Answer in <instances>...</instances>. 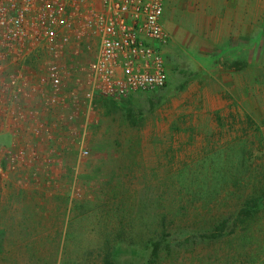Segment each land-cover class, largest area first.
<instances>
[{
  "label": "rangeland",
  "instance_id": "obj_1",
  "mask_svg": "<svg viewBox=\"0 0 264 264\" xmlns=\"http://www.w3.org/2000/svg\"><path fill=\"white\" fill-rule=\"evenodd\" d=\"M255 7L219 51L211 42L221 36L174 15L167 87L97 99L81 161L63 131L53 173L21 182L42 193L6 222L0 211V264H264V18ZM97 50L89 37L65 58L70 91ZM49 61L44 52L26 65L36 73Z\"/></svg>",
  "mask_w": 264,
  "mask_h": 264
},
{
  "label": "built area",
  "instance_id": "obj_2",
  "mask_svg": "<svg viewBox=\"0 0 264 264\" xmlns=\"http://www.w3.org/2000/svg\"><path fill=\"white\" fill-rule=\"evenodd\" d=\"M166 2L0 0V139L7 138L0 143L1 181L20 171L28 183L51 175L64 130L79 161L88 158L97 99L125 101L167 87ZM89 37L98 43L96 56L70 91L65 58ZM44 52L50 61L29 71L27 62Z\"/></svg>",
  "mask_w": 264,
  "mask_h": 264
},
{
  "label": "crops",
  "instance_id": "obj_3",
  "mask_svg": "<svg viewBox=\"0 0 264 264\" xmlns=\"http://www.w3.org/2000/svg\"><path fill=\"white\" fill-rule=\"evenodd\" d=\"M256 4L259 5L260 18H264V0H167L164 23L167 31H170L174 15L180 14L178 19L183 21H198L196 27L201 28L203 36H221V41L213 39L211 42L212 48L219 51L223 50L219 48L220 45L228 44L227 37L233 34L232 29H239L245 25V21L253 19L252 10ZM26 177L27 175L20 171L12 174L9 181L0 182V211L3 212L5 222L11 210H16L18 207L15 206L22 203L24 197L42 193V189L37 187L22 186L21 182L26 181ZM17 179L20 183H13V180Z\"/></svg>",
  "mask_w": 264,
  "mask_h": 264
},
{
  "label": "trees",
  "instance_id": "obj_4",
  "mask_svg": "<svg viewBox=\"0 0 264 264\" xmlns=\"http://www.w3.org/2000/svg\"><path fill=\"white\" fill-rule=\"evenodd\" d=\"M6 142H7V138L3 137V138L0 139V143L1 144H4ZM262 199L264 200V193L262 195ZM252 205H253L254 208H257L258 206H260V201L258 199H256L255 201H253ZM253 211H255V210H253L252 208L249 209V212L246 213V214H248L247 216L250 217L251 216V212H253ZM161 249H162V245L160 243H154L152 245L151 256H152L153 259L158 260V258L160 256L159 254H160Z\"/></svg>",
  "mask_w": 264,
  "mask_h": 264
}]
</instances>
